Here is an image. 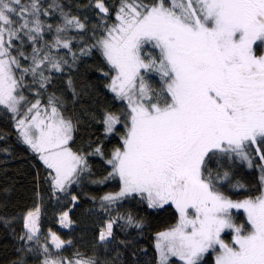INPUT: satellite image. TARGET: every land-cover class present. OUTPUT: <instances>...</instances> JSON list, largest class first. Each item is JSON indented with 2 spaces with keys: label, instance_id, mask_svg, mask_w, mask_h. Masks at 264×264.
Returning <instances> with one entry per match:
<instances>
[{
  "label": "snow or ice",
  "instance_id": "obj_1",
  "mask_svg": "<svg viewBox=\"0 0 264 264\" xmlns=\"http://www.w3.org/2000/svg\"><path fill=\"white\" fill-rule=\"evenodd\" d=\"M93 4L103 31L81 55L100 51L112 73L107 87L126 104V111L106 112L102 120L105 135L118 133V125L124 131L107 159L112 170L105 178L118 177L120 189L101 197V209L109 212L134 196L149 209L174 207L176 223L155 236L157 264H172V258L207 264L205 257L213 254L214 264H264V0H120L111 24L105 0ZM53 9L63 21L55 28L42 19ZM71 29L83 33L87 25L55 0H0V109L12 115L22 143L49 170L54 193H66L89 171L87 158L73 150L76 126L60 98L53 93L42 104L26 93L35 89L42 96L53 72L71 68L66 58L53 55L61 48L71 52ZM53 31L51 41L45 39ZM153 72L160 77L158 90L148 82ZM67 86L73 89L71 78ZM90 154L103 156L102 145ZM213 158H236L249 167L258 158L260 194L232 199L223 190L231 184L230 172L213 173L207 165ZM231 186L243 187L238 181ZM234 210H242L246 224H237ZM39 215L37 207L24 218L26 232L19 239L25 245L38 243ZM121 220L122 230L143 227L131 214L109 217L99 242L112 243ZM61 223L71 224L68 212ZM228 232L231 243L223 238ZM48 238L58 250L71 244L55 233ZM41 249L42 264H99L79 252L52 258L47 244Z\"/></svg>",
  "mask_w": 264,
  "mask_h": 264
},
{
  "label": "trees",
  "instance_id": "obj_2",
  "mask_svg": "<svg viewBox=\"0 0 264 264\" xmlns=\"http://www.w3.org/2000/svg\"><path fill=\"white\" fill-rule=\"evenodd\" d=\"M57 1L65 13L79 17L86 23L87 30L83 33L76 29L67 32V37L72 40L71 52L62 48L53 50V55L66 58L71 68L65 67L63 73L53 72L52 83L42 96L36 97L35 89L26 94L33 100L40 98L42 104H46L48 96L53 93L60 98L64 115L72 119L76 126L73 150L86 156L89 171L82 173L77 184L66 193H54L48 181L49 170L39 160L38 154L22 143L12 115L0 109V264H13L21 257L26 264H42V257L20 254L18 245L14 244V240L26 232L24 218L27 212L37 207L41 212L40 229L55 233L66 242L71 241L52 258H73L79 252L85 257H94L99 264H157L155 236L176 223L178 217L174 207L149 209L135 196L119 201L109 212L100 207L101 197L118 192L120 187L117 177L105 178L112 170L107 159L113 149L120 146L119 136L124 131L122 125H118V133L105 135L103 116L106 112L120 115L126 111V104L118 100L107 87L112 73L100 51L93 48L90 55H81V49H87L102 34L103 29L98 27L102 14L94 7L93 0ZM44 3L53 2L44 0ZM105 4L111 14L107 23L111 24L120 0H105ZM53 11L56 25L62 24L60 12ZM53 35L54 31L46 34L45 39L51 41ZM27 51L30 52L31 48ZM72 53L76 54L75 63L72 62ZM104 73H109V76ZM69 78L73 81L74 91L67 86ZM148 82L153 88L159 89L160 77L155 72L148 74ZM97 144L102 145L103 156L90 154ZM259 163L258 158L254 159L252 167L236 158L231 161L222 158L207 161L213 173L230 172L231 184L225 183L223 190L234 200L260 194L261 170L256 166ZM237 181L243 185L242 188L231 186ZM73 195L77 197L75 202L72 201ZM64 212L69 213L72 224L68 229L61 225ZM128 214L141 220L143 227H126L122 230L119 225L124 221H118L113 229L115 240L107 244L99 242L98 233L109 217ZM239 217L246 224V216L239 214ZM224 235L228 237L226 242L231 243L232 234L228 232ZM120 241H126L127 246ZM214 256L205 257L207 264H214ZM172 264L181 262L176 259Z\"/></svg>",
  "mask_w": 264,
  "mask_h": 264
},
{
  "label": "rangeland",
  "instance_id": "obj_3",
  "mask_svg": "<svg viewBox=\"0 0 264 264\" xmlns=\"http://www.w3.org/2000/svg\"><path fill=\"white\" fill-rule=\"evenodd\" d=\"M52 2H53V0H51ZM55 3H58V1L57 0H55ZM52 11V15L51 16H49V17H42V19H44L45 20V22L46 23H52L53 24V26H54V28H55V25H56V22L54 21V15H55V13H54V11L53 10H51ZM258 54H260V53H258ZM125 103V102H124ZM82 175V174H81ZM81 177V176H80ZM117 179H118V181H119V178L117 177ZM80 180V179H79ZM75 184H77V183H75ZM75 184H73V185H71L69 188H68V190L72 187V186H74ZM119 189H120V187H119ZM119 191V190H118ZM114 194V193H113ZM69 214V213H68ZM239 214H243V212H242V210H240V211H236V210H234V216L236 217V222H237V224H245V223H243V220H241V218L239 217ZM41 217V212H40V215H39V218ZM38 227H39V229H40V225H39V220H38ZM61 225H62V227L63 228H65V229H68V228H70L71 226H72V224H70L69 226H67V227H65L62 223H61ZM38 235V243L36 242V241H33V242H29L28 243V245H30V247H32V249H33V251L31 252V253H28L27 255H29V256H31V257H42V259H44V255H43V253H42V249H41V246L42 245H45V244H47L48 246H49V250H50V253H51V255L53 256V255H56L57 254V252H59L61 249H55V247L53 246V245H51V241H50V239L48 238L49 237V232H45V231H42L41 229H40V231H39V233L37 234ZM20 237V236H19ZM19 237H17L15 240H14V244L15 245H18V247H17V249H19V248H21L22 246H26V247H29L28 245H25V242L24 241H21L20 239H19ZM223 238L225 239V241H227V239H228V237L227 236H225L224 234H223ZM228 243H230V242H228ZM20 252V251H19ZM20 254H23L22 252H20ZM23 255H25V254H23ZM215 255V254H214ZM178 260V258H172V261L173 260Z\"/></svg>",
  "mask_w": 264,
  "mask_h": 264
}]
</instances>
